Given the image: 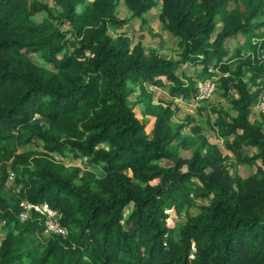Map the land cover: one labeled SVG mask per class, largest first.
<instances>
[{
  "label": "trees",
  "instance_id": "16d2710c",
  "mask_svg": "<svg viewBox=\"0 0 264 264\" xmlns=\"http://www.w3.org/2000/svg\"><path fill=\"white\" fill-rule=\"evenodd\" d=\"M52 1L0 0V264H264V114L249 119L264 87V0H123L143 21L159 7L177 37L173 55L133 41L117 0ZM239 34L244 43L229 60L227 39ZM185 64L199 65V77L180 71ZM210 67L232 108L198 112L235 163L256 167L247 176L229 171L193 114L173 122L170 100L153 107L145 84L189 98ZM134 89L141 97L132 101ZM65 152L87 164L54 156ZM9 171L19 192L6 183ZM23 198L59 210L67 235H45L37 211L19 219ZM169 208L185 214L173 226Z\"/></svg>",
  "mask_w": 264,
  "mask_h": 264
},
{
  "label": "rangeland",
  "instance_id": "374dc122",
  "mask_svg": "<svg viewBox=\"0 0 264 264\" xmlns=\"http://www.w3.org/2000/svg\"><path fill=\"white\" fill-rule=\"evenodd\" d=\"M44 1L47 2L51 6V8L54 7V3L52 0H44ZM230 5L232 6L233 3H231ZM79 7L81 8L82 4H80ZM158 12H159L158 6L152 7L146 13V18H145V21L143 22L141 19L131 16V12L127 8V6L125 5L123 0H117V6L115 9V13L117 14V16L127 19V22L121 28L123 30L127 31L128 34H130L133 41L140 38L141 41L143 40L144 47L147 51L148 50H155L158 53H163L166 55H173L174 49L176 47L177 37L172 35L168 31H164V28L162 27V24L158 18ZM44 15H45L44 11H39L36 13L37 18H41ZM220 25L221 24L219 21V16L217 15L216 16V28L215 29H218L220 27ZM115 31H116L115 28H111V33L113 35L115 34ZM242 39H243V37L236 39V41H234V42L233 41H230V42L234 43V45H236ZM230 45L232 47L233 44H230ZM28 54H29V57L33 61H35L37 63L41 62V55L38 51H36V52L29 51ZM229 56L231 57V59L236 58L234 48H231V50L229 52ZM185 66H186V64L180 69V71H182ZM210 68H212V67H210ZM185 71H186V68H185ZM188 72L194 73L195 67L189 68ZM211 72H214V70H211ZM245 79L248 80V74L247 73L245 75ZM145 84L148 87L147 89L150 90L149 86H152V84H150L148 82ZM151 88H153V86ZM162 88L167 91L166 87L165 88L162 87ZM153 89H154V91L150 90L152 92L151 96L153 99L152 105L157 110H159L160 106L163 105L165 102L169 101L171 98L168 97L167 94L163 90H158L156 88H153ZM219 90L220 89L217 88L210 95L209 98H207L206 100L203 101L201 106H206L207 108H211V106H215L214 103L219 102L220 103L219 105L225 106V108L231 110L232 107H231L229 101L227 99H224V98L221 99V96L219 94ZM128 97L132 101H134L137 98L139 99L141 97L139 89L132 90ZM138 107H139L140 111L143 113L144 108H145L143 100L139 102ZM195 110H198V108L192 109L189 106H188V108L182 107L179 110L177 109V110H175L174 116L172 117V121L176 122L177 120L183 118V116L186 113H192L191 111H195ZM211 113H213V112H211ZM212 115L214 116V114H212ZM257 121H259V119ZM208 130H209V128H208ZM261 131H262V134L264 135V127L261 129ZM206 133L213 136L211 139H213L214 141H216V143H218V145L221 147L223 152L227 151V148L224 146V142H225L224 137H219L214 131L213 132H206ZM208 134H207V136H208ZM33 148L34 149L35 148H41V142L38 141V143L32 142V143L23 144L19 147V151L27 150V149H33ZM179 152H180L179 155L183 158H186L190 155V152L188 150L179 149ZM54 156L56 158L62 160L65 164H75V165H79L80 167H84L87 164L85 157H81V156L76 157V156H73L70 152H65L63 155H60L58 153H54ZM225 156H226V159H225L226 167L229 169V171L231 173L236 172L235 165H237V163H235V161L233 160L234 159L233 154L231 156V155L225 153ZM252 168H254V167H252ZM95 170L99 171V168H95ZM255 171H256V169H255ZM250 173H253V172H250ZM261 179H262V173L259 172L258 174H256V177L254 178L252 184L257 186L258 183L261 181ZM249 185H247V186H249ZM130 207H131V205H128L129 209H130ZM197 210H198L197 204H193L192 206L189 207V213L190 214H194ZM166 212L168 214V216L166 217V222L171 226H173L176 222L180 221L181 218L185 217L184 213L177 214L176 211L174 210V208H169L168 210H166ZM1 229L3 231V234H2V237H3V235L5 233L4 226H2Z\"/></svg>",
  "mask_w": 264,
  "mask_h": 264
},
{
  "label": "built area",
  "instance_id": "2783aa9c",
  "mask_svg": "<svg viewBox=\"0 0 264 264\" xmlns=\"http://www.w3.org/2000/svg\"><path fill=\"white\" fill-rule=\"evenodd\" d=\"M257 40L258 38L255 39V41ZM262 57L264 58V52L262 53ZM209 70L217 71V69L214 68H209ZM224 75H228V73H224ZM219 77L220 73L218 72L209 76L196 78V92L191 96V102L194 106L209 98L210 95L217 89ZM253 89H255V86H251V90ZM251 108L260 113V115L264 114V87L260 89L259 94ZM14 179L15 173L13 171H9L6 183L7 185H10L15 192H19L21 185L19 183H15ZM20 205L22 206V210L18 214L19 219L24 220L29 217L33 210L37 211L40 214V217H42L44 226L43 233L45 235H67V227L60 222L61 213L56 208L51 207L47 202L43 201L34 203L23 198L20 200Z\"/></svg>",
  "mask_w": 264,
  "mask_h": 264
},
{
  "label": "crops",
  "instance_id": "0c3cea01",
  "mask_svg": "<svg viewBox=\"0 0 264 264\" xmlns=\"http://www.w3.org/2000/svg\"><path fill=\"white\" fill-rule=\"evenodd\" d=\"M150 10V9H149ZM149 10H147L146 12H144L143 13V17H144V19L146 18V13L149 11ZM135 18H139V19H141L140 17H136L135 16ZM142 20V19H141ZM143 21V20H142ZM145 21V20H144ZM143 21V22H144ZM164 31H167V30H165L164 29ZM241 37H243V39L240 41V42H238L236 45H234V43H231L230 41H236V39H239V38H241ZM142 43H143V40H142ZM244 43V36L243 35H241V34H239V35H237V36H235V37H229L228 39H227V45H228V48H229V51H228V54H227V59H229V60H232L231 59V57L229 56V52H230V50H231V48H234V50H236V47L238 46V45H241V44H243ZM230 44H233L232 45V47H231V45ZM143 45H144V43H143ZM234 46V47H233ZM192 67H195V68H198V67H200L199 65H197V66H190V65H186L185 67H184V71H185V68H186V73L187 74H189V75H192L194 78L195 77H199V76H197V74L194 72V73H192V72H188V69L189 68H192ZM218 73V71H215L214 70V72H211V74H215V73ZM210 74V75H211ZM200 76H202V75H200ZM152 86H153V88H156V89H158V90H163L166 94H167V96L168 97H170L171 99V102H172V106L173 107H175V110H179L180 108H182V107H186V108H188V106L189 107H191L192 109L193 108H198V106H201V104L203 103V101L199 104V105H196V106H194L193 104H192V100H191V97H189V98H184V97H181V96H173V95H170L169 93H168V91H166L165 89H163L162 87H160V86H156V85H153L152 84ZM152 86H149V88H150V90L151 91H154V89L153 88H151ZM148 88V87H147ZM165 88V87H164ZM149 90V91H150ZM150 91V92H151ZM151 94H152V92H151ZM152 97V96H151ZM130 99V98H129ZM221 99H223V97H221ZM136 100V99H135ZM153 100V99H152ZM140 102V101H139ZM139 102H137V106H138V104H139ZM222 102V101H221ZM175 103V104H174ZM220 103L219 102H216V103H214V105L216 106V107H220L221 105H219ZM223 107H225V106H223ZM139 108V107H138ZM233 111V112H232ZM231 112L233 113V114H235V111L234 110H232ZM192 113H189V114H193L194 116H195V118H196V122L201 126V128H202V131H203V133H205L206 135L208 134V133H206V132H213L214 130L212 129V128H210V126L208 125V123H207V121H206V117H205V115L203 114V113H201V112H198V110H195V111H191ZM199 114H198V113ZM187 114V113H186ZM185 114V115H186ZM212 114H214V113H212ZM211 114V115H212ZM184 115V116H185ZM184 116H183V118H184ZM214 116H215V114H214ZM213 115L211 116V118H213L214 117ZM183 118H181V119H183ZM181 119H179V120H181ZM249 119H250V121H255V120H260V113H258V112H256L254 109H250V113H249ZM179 120H177V121H179ZM208 128H209V130H208ZM215 132V131H214ZM216 133V132H215ZM208 138H209V140L210 141H212V142H216V141H214L213 139H211L213 136H211L210 134H208V136H207ZM179 149H181V148H179ZM179 149H178V154L180 153L179 152ZM182 150H188L189 152H190V154H191V150H189V149H182ZM253 150V148H250L249 149V152H251ZM223 153H227V154H229V155H231L232 156V153H231V151L230 150H228L227 149V151H225V152H223ZM234 160V159H233ZM252 167H254V168H252ZM235 168H236V173H239L241 176H247L250 172H254L255 171V169H256V167L255 166H246V165H244V164H237V165H235ZM3 220H0V238L2 237V234H3V231H2V226L4 225L3 224Z\"/></svg>",
  "mask_w": 264,
  "mask_h": 264
},
{
  "label": "clouds",
  "instance_id": "9594fccd",
  "mask_svg": "<svg viewBox=\"0 0 264 264\" xmlns=\"http://www.w3.org/2000/svg\"><path fill=\"white\" fill-rule=\"evenodd\" d=\"M211 73V70L209 71ZM209 76V75H208ZM199 105V104H198Z\"/></svg>",
  "mask_w": 264,
  "mask_h": 264
}]
</instances>
